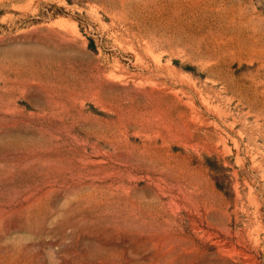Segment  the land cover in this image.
Returning a JSON list of instances; mask_svg holds the SVG:
<instances>
[{"label": "rangeland", "instance_id": "374dc122", "mask_svg": "<svg viewBox=\"0 0 264 264\" xmlns=\"http://www.w3.org/2000/svg\"><path fill=\"white\" fill-rule=\"evenodd\" d=\"M0 264H264V0H0Z\"/></svg>", "mask_w": 264, "mask_h": 264}]
</instances>
